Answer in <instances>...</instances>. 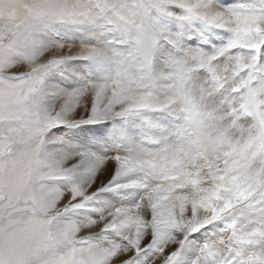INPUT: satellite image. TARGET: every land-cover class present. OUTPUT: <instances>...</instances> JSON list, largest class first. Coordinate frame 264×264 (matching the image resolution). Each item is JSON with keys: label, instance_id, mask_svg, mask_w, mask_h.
<instances>
[{"label": "snow or ice", "instance_id": "6c2138e0", "mask_svg": "<svg viewBox=\"0 0 264 264\" xmlns=\"http://www.w3.org/2000/svg\"><path fill=\"white\" fill-rule=\"evenodd\" d=\"M0 264H264V0H0Z\"/></svg>", "mask_w": 264, "mask_h": 264}]
</instances>
